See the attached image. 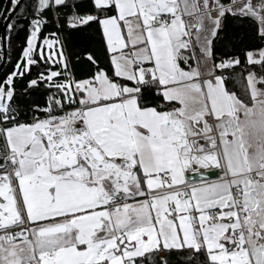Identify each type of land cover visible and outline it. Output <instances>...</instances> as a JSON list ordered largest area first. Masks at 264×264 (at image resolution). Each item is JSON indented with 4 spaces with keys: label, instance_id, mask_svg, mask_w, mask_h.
Instances as JSON below:
<instances>
[{
    "label": "snow or ice",
    "instance_id": "6c2138e0",
    "mask_svg": "<svg viewBox=\"0 0 264 264\" xmlns=\"http://www.w3.org/2000/svg\"><path fill=\"white\" fill-rule=\"evenodd\" d=\"M0 20V264H264V0H5Z\"/></svg>",
    "mask_w": 264,
    "mask_h": 264
},
{
    "label": "trees",
    "instance_id": "16d2710c",
    "mask_svg": "<svg viewBox=\"0 0 264 264\" xmlns=\"http://www.w3.org/2000/svg\"><path fill=\"white\" fill-rule=\"evenodd\" d=\"M5 6V0H0V8H3ZM3 26V21L0 20V30L2 29ZM53 29L49 28L47 29V31H52ZM229 33L230 34H238V33H242L243 31H245L244 27L237 24L236 22H230L229 24ZM23 36V33H21V37ZM22 43V40L20 37L16 38L15 41V47H13L11 49V56H12V61L14 62L17 58H18V53L20 51L19 45ZM96 43V38L93 34H88L85 35L83 33H74L71 37V46L73 49L75 50H80L83 48H88L91 47L92 45H94ZM0 51H2V46H1V42H0ZM8 51L7 47H6V52ZM82 67V66H80ZM12 68V63L11 62H4L3 68L0 71V76H3L6 72L10 71ZM35 99L41 103H43L42 97H40L39 95H37L35 97Z\"/></svg>",
    "mask_w": 264,
    "mask_h": 264
},
{
    "label": "water",
    "instance_id": "95a60500",
    "mask_svg": "<svg viewBox=\"0 0 264 264\" xmlns=\"http://www.w3.org/2000/svg\"><path fill=\"white\" fill-rule=\"evenodd\" d=\"M3 28H4V22H3L2 29H3ZM2 29H1V30H2ZM1 46H2V51L6 52V45H4L3 42H1ZM3 65H4V64H3ZM2 68H3V67H2ZM2 68H0V71H1Z\"/></svg>",
    "mask_w": 264,
    "mask_h": 264
}]
</instances>
